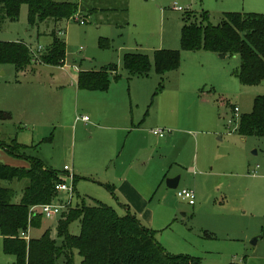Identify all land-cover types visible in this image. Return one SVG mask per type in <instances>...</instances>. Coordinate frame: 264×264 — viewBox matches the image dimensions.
Here are the masks:
<instances>
[{
  "label": "rangeland",
  "instance_id": "rangeland-1",
  "mask_svg": "<svg viewBox=\"0 0 264 264\" xmlns=\"http://www.w3.org/2000/svg\"><path fill=\"white\" fill-rule=\"evenodd\" d=\"M53 1L76 2L75 14L84 24L70 17L59 21L46 19L30 26L25 4L21 5L17 20L6 18L1 24L0 41L22 42L33 55L41 53L39 45L42 53L48 49L55 29L57 37L65 42V55L61 64L33 63L24 73L16 71L12 64L0 65V112L8 115L0 120V139L9 142L15 138L17 142L33 144L34 149L27 154L39 157L53 170L60 171L63 165L70 168L64 173L63 182L72 191L59 192L53 203H65L70 194L71 207L81 201L89 204L91 198L104 200L107 190L94 182L98 178L96 173L81 174L71 165L73 158L81 160L80 144L84 150L97 153L108 139L113 145L119 132L97 130L92 135L76 119L86 113L82 111L85 100L81 95L91 92L77 90L72 77H76L77 69L101 70L114 65L118 78L112 72L110 83L128 78L125 89L130 92L131 86L133 124L141 128V132L133 131L128 141L143 134L140 139L150 146H159L150 130L163 128L174 140L167 149L171 159L178 155L168 176L181 173L177 189L194 188L193 183L197 182L200 193L192 207L177 197V189L169 190L171 207L185 204V208L156 212L161 225L148 228L154 231L158 244L170 255L198 259L202 264H264V137L240 136L233 111L237 106L239 117L249 113L254 97L264 95V82L257 86L241 85L233 74L239 66L237 56L223 58L216 65V54L203 49L181 52L179 67L185 68L187 78L200 76L202 80L194 93L180 94L176 87H171L175 74L170 73L177 72L158 75L152 64L147 75L137 76L128 74L122 65L126 53L152 58L156 49H180L182 26L201 21L202 12L208 14L203 24L217 25L227 12L264 14V0ZM58 30L63 31L62 36L57 34ZM125 135L126 131L121 132L119 146L123 145ZM9 158L0 148V162L8 164L14 160ZM196 160L202 167L194 165ZM257 165L254 174L252 170ZM69 174L74 175L70 178ZM0 185L11 188L12 202L18 203L27 181H0ZM64 210L52 218L42 217L39 227L28 225L25 232H29V237H39L49 229L51 237H56L57 222ZM149 214L146 218L150 222ZM69 230L78 234L79 221L71 223ZM256 238L260 239L251 244ZM80 261L76 254L75 264ZM15 262L13 255L3 252L0 235V264Z\"/></svg>",
  "mask_w": 264,
  "mask_h": 264
},
{
  "label": "trees",
  "instance_id": "trees-1",
  "mask_svg": "<svg viewBox=\"0 0 264 264\" xmlns=\"http://www.w3.org/2000/svg\"><path fill=\"white\" fill-rule=\"evenodd\" d=\"M23 4L28 9L30 26L46 19H69L78 10V4L69 1L0 0V30L4 19H18ZM192 16L195 19V15ZM199 17L201 21L182 26L180 49H156L152 58L142 53H126L122 60L123 68L130 75L145 76L153 64L155 72L164 75L179 68L181 52L203 49L221 58L237 56L239 66L233 74L241 85L257 86L264 82V14L227 12L217 25L203 24V20L208 19L206 12L200 13ZM51 36L52 42L40 54V62L61 64L65 42L54 31ZM33 63L26 44L0 41V65L12 64L16 71L21 72ZM115 71L114 65L101 70L81 71L77 87L106 91L110 74ZM7 118L6 113L0 112L1 121ZM236 131L242 137H264V95L254 97L252 110L240 115ZM0 148L7 155L28 163L27 167H21L0 162V181H27L18 203L12 202L13 190L0 185L3 252L13 255L15 264H75L76 254L81 258L80 264H202L198 259L168 254L156 241L154 231L144 226L135 215L129 212L119 215L112 207L99 201L92 205L81 201L66 208L57 222L56 237H51L50 230L45 229L39 237L25 240L20 233L25 232L28 225L39 227L42 222V215L31 216L30 208L56 199L54 186L64 181L65 171L47 167L39 157L27 154V147L15 140H0ZM75 221L80 224L78 234L69 230Z\"/></svg>",
  "mask_w": 264,
  "mask_h": 264
},
{
  "label": "crops",
  "instance_id": "crops-1",
  "mask_svg": "<svg viewBox=\"0 0 264 264\" xmlns=\"http://www.w3.org/2000/svg\"><path fill=\"white\" fill-rule=\"evenodd\" d=\"M53 31H55V29H53L52 32ZM216 56L218 59L216 58L214 63L217 65V63L220 62L219 60H222L223 58L219 57L217 54ZM26 70L27 68L21 72L24 73ZM93 70L95 71L96 69L84 71ZM76 71H78L77 75L75 78L72 77V82L77 90H82L77 87V77L81 70L77 69ZM116 72L117 71H115V73ZM170 72H177L170 73L175 74L173 79L174 82L171 87H176L177 92L180 94L189 92L194 93L202 81L200 76H196V79H188V73L183 66H180L178 70L176 69ZM123 78L124 79L120 81H112L106 91H90L91 93L89 94L83 93L81 95L85 100V105L82 111H85L89 116L84 113L81 117H77L76 119L81 120L84 125L89 128L92 135L97 130L110 129L119 132V135L118 139L115 137L113 145L109 144L110 139H108L106 145L101 150H98L97 153L84 150L80 144L78 151L81 160L73 158V164L71 167L81 174L92 175L91 173H96L98 178H96L97 181L94 182L99 186L105 187L107 190L104 200L101 198H91V203L88 205H92L95 201H99L112 207L119 215H124L129 212L135 215L144 226H151L152 228L157 229L161 224H159L160 220H156V212H161L165 209L170 211L172 209L175 212L178 208H185V204L178 205V208H172L168 203L169 200L167 198L171 188L167 187L166 179L174 178V176H168V173L170 171V165L174 164L175 161H178V155L175 157L176 160L171 159V153H168L167 151L169 146H173L174 140L171 135L169 136L167 133L163 137H158L152 133L154 129L163 128H154L150 130L151 134L156 136L155 138L158 140L159 146H150L146 140L140 139L143 134L135 135L131 141H128V138L131 136L130 134L133 131L141 132V128L139 127V124H133L134 114L132 111L133 98L130 95V92H132L130 89L131 86L129 85L130 92H128L125 89L127 82L126 79L128 78ZM127 94L129 95L127 96ZM84 116L89 117L87 121L82 120V117ZM88 123H90V125H88ZM101 123L104 125H101ZM145 130L146 133H148L147 128H145L144 131ZM125 131L127 133V135H125V141L122 146H119V138L122 137L121 132ZM20 144L27 147L26 151H31L35 147L33 144H23L22 142ZM8 165L27 167L28 163L23 159L14 158V160L8 162ZM194 165L197 168L202 167L197 160ZM64 166L66 165H63V167ZM258 168L259 166L257 165L253 168L252 172L254 174L257 173ZM62 170L63 168L60 171ZM65 173L67 172L65 171ZM179 175L178 185L182 180L181 173ZM206 176H211V173L206 174L205 177ZM108 187L111 190H109ZM193 187L196 190H194L192 186L184 188L192 190L196 199V196L200 194L197 190V182L193 183ZM56 193L57 196H59V192ZM184 202H186L188 206H195V200L193 205H190L186 200H184ZM148 214L150 222L146 218ZM153 215L154 218L152 219ZM182 215L185 216L186 213H183ZM259 239L260 238H258L257 241Z\"/></svg>",
  "mask_w": 264,
  "mask_h": 264
},
{
  "label": "built area",
  "instance_id": "built-area-1",
  "mask_svg": "<svg viewBox=\"0 0 264 264\" xmlns=\"http://www.w3.org/2000/svg\"><path fill=\"white\" fill-rule=\"evenodd\" d=\"M175 10H181L178 7H174ZM71 19L78 21L81 25L84 24L83 20L78 19L77 14L73 15L71 17ZM58 35H63V31H58L57 32ZM38 50L42 53V46H38ZM38 53L37 55H33L32 53V61L34 63H39L40 62V54ZM233 111H234V115L236 119H239V115H238V107L234 106L233 107ZM82 120L87 121L88 117L84 116L82 117ZM238 121V120H237ZM231 122V121H229ZM152 133L158 137H163L167 134V131H165L164 129H154L152 131ZM63 170L66 171L67 173L70 171V168L68 166H64ZM69 177L72 178L73 175L69 174ZM54 190L56 192H67L69 194V192L71 193L72 188L67 186L64 182H59L56 183V185L54 186ZM176 195L177 197H179L182 200H186L190 205L194 204V200H195V195L194 192L192 190L186 189V188H182V189H177L176 191ZM70 201H71V194L69 195V197L67 198L65 203H47V204H40V205H34L30 208V215H36V214H40L42 215V217L44 218H52L56 215H59L62 212V209H66L70 206ZM20 237L24 238L25 240L29 239L28 236V232H21L20 233Z\"/></svg>",
  "mask_w": 264,
  "mask_h": 264
},
{
  "label": "water",
  "instance_id": "water-1",
  "mask_svg": "<svg viewBox=\"0 0 264 264\" xmlns=\"http://www.w3.org/2000/svg\"><path fill=\"white\" fill-rule=\"evenodd\" d=\"M178 181H179V177H174V178H170V179H166V185L168 188L171 189H176L178 187ZM257 241V238L254 239L251 243L255 244Z\"/></svg>",
  "mask_w": 264,
  "mask_h": 264
}]
</instances>
